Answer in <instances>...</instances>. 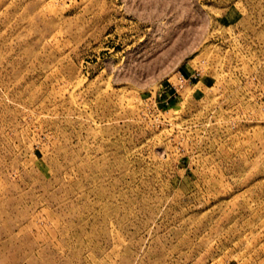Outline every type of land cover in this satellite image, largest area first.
I'll return each mask as SVG.
<instances>
[{"label":"rangeland","instance_id":"obj_1","mask_svg":"<svg viewBox=\"0 0 264 264\" xmlns=\"http://www.w3.org/2000/svg\"><path fill=\"white\" fill-rule=\"evenodd\" d=\"M0 264H264V0H0Z\"/></svg>","mask_w":264,"mask_h":264},{"label":"built area","instance_id":"obj_2","mask_svg":"<svg viewBox=\"0 0 264 264\" xmlns=\"http://www.w3.org/2000/svg\"><path fill=\"white\" fill-rule=\"evenodd\" d=\"M183 81H185V79L183 77L180 78V82L182 83Z\"/></svg>","mask_w":264,"mask_h":264}]
</instances>
